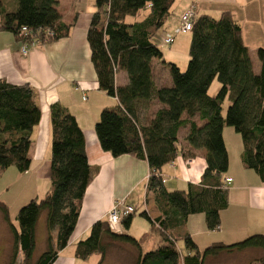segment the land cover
I'll return each instance as SVG.
<instances>
[{
  "label": "trees",
  "instance_id": "16d2710c",
  "mask_svg": "<svg viewBox=\"0 0 264 264\" xmlns=\"http://www.w3.org/2000/svg\"><path fill=\"white\" fill-rule=\"evenodd\" d=\"M176 0H93L86 41L98 89L117 105L105 108L94 126L100 149L113 158L133 156L145 160L150 175L146 192L160 216L150 223L161 243L142 254L132 237L114 234L106 221H97L88 238L75 246L74 256L85 261L99 255L105 260L114 245H129L138 251L134 264H204L222 253L259 250L264 264V237L255 235L229 246L213 244L199 252L184 230L189 216L202 214L208 231L220 224V212L228 206L227 189L220 178L228 170L223 142L224 127L239 135L241 163L264 183V50L256 52L259 72L254 73L239 25L228 13L218 19L196 17L192 23L186 69L173 64L170 87L157 88L152 62L162 60L154 44L156 34L168 20ZM58 0H17L13 11L0 1V31L12 35L18 45H47L68 37L74 25H65L57 10ZM26 29L30 34L22 31ZM19 46V47H20ZM124 72L127 83L115 85ZM217 81L220 89L210 97ZM229 102L225 118L222 107ZM51 125L50 187L42 200H31L9 220L7 207L0 213L13 238L10 264H54L69 244L82 201L94 170L85 154V140L74 116L59 104L49 108ZM201 122L198 126L194 120ZM40 121L36 94L28 85L13 86L0 80V173L13 168L24 174L30 166L32 129ZM187 127L185 142L191 150H204L205 170L201 184L186 191L168 192L161 169L177 158V134ZM189 154V153H187ZM184 156H186L184 154ZM45 214V251L35 258L36 226ZM135 212L121 221L127 230ZM181 241L187 255L180 259L175 244Z\"/></svg>",
  "mask_w": 264,
  "mask_h": 264
},
{
  "label": "crops",
  "instance_id": "0c3cea01",
  "mask_svg": "<svg viewBox=\"0 0 264 264\" xmlns=\"http://www.w3.org/2000/svg\"><path fill=\"white\" fill-rule=\"evenodd\" d=\"M62 1L64 0H58L57 6L62 23L74 24L68 37L63 40L43 46L37 45L29 49L26 57H22L19 53L20 45L14 41L12 35L0 31V80L13 86L31 87L36 94V103L40 109V121L31 133L28 171L19 174L15 169L11 172L10 169L13 168H10L4 173L10 171L9 175L13 180L22 182V193L29 191L24 199L27 202L44 198L50 187L49 108L53 104H59L74 116L83 132L86 158L89 166L94 170V175L86 189L70 242L58 254L54 264L59 261L61 264H98L99 255H92L85 261L77 260L74 256L75 246L88 238L92 225L97 221H105L114 202L121 200L134 209L135 215L127 230L121 226L120 234L136 240L142 254L150 252L160 245L161 238L158 233L152 231L148 221L140 218L142 212H145L151 220L160 216L152 197L146 192L150 175L148 164L145 160L129 155L113 158L100 149L94 132L100 112L117 105L115 99L99 91L96 74L90 62L86 31L91 15L95 12L94 4L86 6L85 3V8L82 9L78 0H71V5L66 8L62 7ZM190 7H194L196 17L207 16L218 19L224 13L230 14L240 27L242 43L248 49L253 71L255 74L259 72L256 52L260 49L264 50V0H176L168 20L154 38V44L162 54V60L152 62V76L157 88L171 86L169 69L165 64H173L179 70L182 66L185 68L187 66L191 34L177 35L171 46H165L163 39L166 35H174L181 14ZM183 59L186 60L185 63ZM126 83L125 73H117L115 85L120 87ZM219 89L220 87L217 90ZM84 96L86 102L82 103ZM90 101L91 105L88 103ZM194 122L198 126L202 125L197 119ZM225 131L228 130L223 129L222 137ZM187 132V127L178 131L177 158L160 171V177L164 180L163 186L168 192L186 191L189 185L201 184L205 170V152L190 149L185 142ZM227 154L228 173L220 180L224 182L226 179H231V183L226 187L228 206L220 212L218 229L208 231L202 214L189 216L184 227L199 252L213 244L229 246L251 236L264 237V183L253 171L243 167L242 146L237 151L240 160L237 167L240 171L237 170V174L231 171L233 165L228 151ZM139 208L141 209L138 212ZM137 214L140 220L146 221L144 225L135 219ZM38 229L46 243L45 214H42L38 220L36 235ZM0 237L8 250L6 252L8 258H1L0 264H10L13 238L1 213ZM175 246L180 259L187 255L181 241ZM116 252L121 254V258L128 259L127 264H134L138 257L137 249L129 245L114 244L108 249L104 264L114 263L112 257ZM262 255L261 251L254 249L222 253L215 258L207 259L204 264H260L258 260ZM17 260L20 261L19 258Z\"/></svg>",
  "mask_w": 264,
  "mask_h": 264
},
{
  "label": "rangeland",
  "instance_id": "374dc122",
  "mask_svg": "<svg viewBox=\"0 0 264 264\" xmlns=\"http://www.w3.org/2000/svg\"><path fill=\"white\" fill-rule=\"evenodd\" d=\"M0 1L3 3L6 11H13L17 5V0H0ZM89 1L78 0V2H80L82 9L85 8V3H87L86 6H88L90 4L93 5V0H89ZM70 5H71V0L62 1V7L67 8ZM31 48H33V47H31ZM185 61L186 60H184L183 62L185 63ZM187 61H188V58H187ZM187 61H186V64H187ZM185 69H186L185 66L184 67L182 66L180 71H184ZM219 87H220V85L217 83V81H214L208 90L209 91L208 95L211 94V95L215 96L216 93L218 92L217 89ZM214 90H215V92H213ZM85 97L86 96H84V100H82V103L86 102ZM88 103H89V105L92 104L91 101ZM228 105H229V102H227V101H225L223 104V107H222V117L223 118H225L226 109H227ZM224 130H228V131H225L226 133L223 134V142H224L226 150L229 152L230 159H231V162L233 165L231 168V171L234 174H237V170L240 171V169L237 168L238 165L240 164V160L238 158L237 151L242 146L241 139H240L239 135H237L231 128L224 127ZM234 163H235V166H234ZM10 170H11V172H13L14 169H10ZM9 172L10 171H7V173H4V171H3L2 173H0V203L6 205L10 222L12 223L13 226L17 227L16 216L18 214V211L22 207L27 205L31 200L28 202L26 200H24L29 191H27V192L25 191L24 193H22L23 192L21 190L22 182H18L17 180H13V178L9 175ZM227 173H228V171L226 172V174ZM140 209L141 208L138 209V212L140 211ZM140 218H139L138 214L135 216V219H138L139 220L138 222L144 225V223L146 221L143 219L140 220ZM36 236H37L36 237L37 245H36V250H35V258H37L39 255H41V253L43 251H45V247H46L45 246L46 243L43 241L39 229H38V233ZM7 251H8L7 247L5 246L4 241L0 237V259L1 258H8V253H6ZM66 254H68V253H66ZM112 258L114 260L113 261L114 263H112V264H123V263L127 264V262H128V259L127 258H121V254L118 252H116L114 257H112ZM17 262H19V260H17ZM56 264H61V261H59ZM102 264H104V261L102 262ZM109 264H111V263H109Z\"/></svg>",
  "mask_w": 264,
  "mask_h": 264
},
{
  "label": "built area",
  "instance_id": "2783aa9c",
  "mask_svg": "<svg viewBox=\"0 0 264 264\" xmlns=\"http://www.w3.org/2000/svg\"><path fill=\"white\" fill-rule=\"evenodd\" d=\"M196 19V13L194 7H190L180 16L179 26L174 32V35H166L163 39V44L165 46H171L174 43L175 37L177 35L189 34L192 28V23ZM26 34H30L26 29H22ZM37 44L21 45L19 48V53L21 56L26 57L29 48L36 46ZM164 180H162V184ZM231 183V179H226L224 181V187L226 188ZM134 209L127 206L123 200L116 201L108 211L106 215V223L110 231L114 234H120L121 232V221L134 213Z\"/></svg>",
  "mask_w": 264,
  "mask_h": 264
}]
</instances>
